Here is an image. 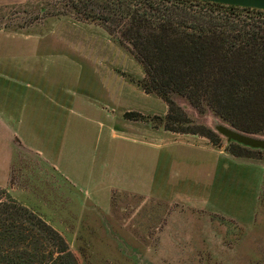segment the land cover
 <instances>
[{"label": "rangeland", "instance_id": "obj_1", "mask_svg": "<svg viewBox=\"0 0 264 264\" xmlns=\"http://www.w3.org/2000/svg\"><path fill=\"white\" fill-rule=\"evenodd\" d=\"M71 1L0 0V72L11 68L14 48L36 46L39 50L31 53L33 58L28 57V61L35 60L33 65L40 74L46 71L51 75L54 81L46 83H49L47 86L55 98H58V92L55 93L57 90L51 87L53 85L65 88L68 102L84 97L93 104L97 103V98L107 95L108 89H113L119 96V102L114 105L109 102L105 108L116 122L123 118L124 108L136 105L144 112L140 113V119L148 125L166 129L167 103L155 93L146 94L137 82L145 77L143 66L100 23L78 20L68 12L59 13L68 8ZM194 7L197 8V5ZM32 34L33 39H25V35ZM38 35L43 39L35 38ZM64 36L68 37L66 41L59 39ZM42 54L45 60L39 58L38 55ZM16 65L17 59L12 67ZM9 78L3 79L0 73V85H9L7 81L12 83ZM18 78L25 80V84L28 81L25 77ZM37 83L31 77V85ZM174 98L196 122L215 130L220 123L228 124L210 108L202 111L185 96L176 95ZM84 110L100 120L104 117V114L95 113L89 107ZM89 125V133L99 130L95 121H89ZM257 136L264 137L263 134ZM221 144L228 148L227 138ZM258 152L256 157L264 158V150ZM145 153L149 156L148 147L140 151L134 149L132 162L138 165L147 161L150 167L149 157L143 159ZM259 166L260 169L244 167L241 187L237 186L235 190L228 181L225 189L228 200L226 205L223 206L224 201L220 205L234 213L233 216H249V219L255 209L254 219L246 221L245 225L221 215L194 214L176 202L120 192L122 190L118 189L110 205L106 197L100 206L88 204L81 207L79 196L71 188L68 191L72 193V198L68 194L67 199L74 203L68 204V214L44 213L45 209L22 203L1 186L0 201L12 198L37 212L67 239L79 264H264V176L261 175L264 173ZM262 184L260 203L256 205L255 195ZM181 197L176 198L183 200Z\"/></svg>", "mask_w": 264, "mask_h": 264}, {"label": "crops", "instance_id": "obj_2", "mask_svg": "<svg viewBox=\"0 0 264 264\" xmlns=\"http://www.w3.org/2000/svg\"><path fill=\"white\" fill-rule=\"evenodd\" d=\"M33 35H25V39H33ZM35 38L43 39L41 35ZM59 39L66 41L68 37ZM38 50L36 46L14 48L11 68L0 72L3 79L10 76L8 80L12 82L0 85L1 187L24 204L45 209L44 213L68 214V204L74 203L67 199L68 194L72 198L68 191L71 188L79 196L81 207L100 206L106 197L110 205L118 189L176 202L194 214L228 217L241 225L254 219L255 209L249 219L233 216L220 205L221 201L226 205L228 200L226 183L229 181L234 190L241 187L244 167L260 169L261 165L264 173V158L234 155L225 144L214 145L206 136L166 130L140 118L127 117V111L144 114L136 105L124 108L123 118L116 122L105 108L109 102H119L113 89L93 104L84 97L68 102L65 88L53 85L58 92L55 98L46 83L52 80L51 75L46 71L40 74L33 65L35 60L28 61L33 58L30 54ZM38 56L45 60L43 54ZM16 59L17 69L12 67ZM18 77L29 82L25 84ZM31 77L37 85H31ZM85 107L104 117L100 120L90 116ZM91 120L99 126L96 133L88 132ZM143 147L149 148V156L145 153L143 159L149 157L150 167L147 161L138 165L132 162L134 149L140 151ZM262 187L263 184L261 190L257 188L256 205L260 203ZM178 195L184 199L179 200Z\"/></svg>", "mask_w": 264, "mask_h": 264}, {"label": "trees", "instance_id": "obj_3", "mask_svg": "<svg viewBox=\"0 0 264 264\" xmlns=\"http://www.w3.org/2000/svg\"><path fill=\"white\" fill-rule=\"evenodd\" d=\"M61 12L100 23L135 56L145 71L138 84L168 105L166 129L217 146L226 138L191 118L174 98L181 95L240 131L264 135V9L206 0H72ZM228 143L238 156L264 150ZM0 264L79 263L55 227L10 198L0 201Z\"/></svg>", "mask_w": 264, "mask_h": 264}, {"label": "water", "instance_id": "obj_4", "mask_svg": "<svg viewBox=\"0 0 264 264\" xmlns=\"http://www.w3.org/2000/svg\"><path fill=\"white\" fill-rule=\"evenodd\" d=\"M206 1L264 9V0H206ZM216 130L221 134H223L228 141L234 140L238 143L250 146L252 148L264 149V137L240 131L232 127L231 125L225 123L218 124L216 126Z\"/></svg>", "mask_w": 264, "mask_h": 264}]
</instances>
